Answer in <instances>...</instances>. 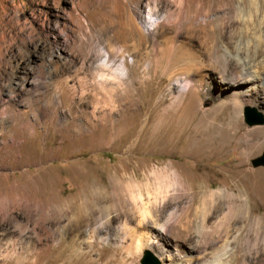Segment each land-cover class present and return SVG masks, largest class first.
Returning a JSON list of instances; mask_svg holds the SVG:
<instances>
[{"label": "rangeland", "instance_id": "obj_1", "mask_svg": "<svg viewBox=\"0 0 264 264\" xmlns=\"http://www.w3.org/2000/svg\"><path fill=\"white\" fill-rule=\"evenodd\" d=\"M245 4L0 0V264H140L145 249L159 264H184L178 248L201 250V234L217 237L220 223L237 220L220 200L209 213L208 186L247 185L252 216H264V34L247 20ZM128 13L146 35L136 76L128 78V67L116 72L132 82L129 99L124 84L102 83L94 70L110 46L114 62L133 66L132 55L121 59L118 38ZM182 46L194 54H182ZM213 47L227 58L224 75L235 74L227 83ZM167 51L200 60L209 73L207 83L192 74L198 95L188 111L177 100L185 92L166 72ZM238 87L244 94L234 96ZM220 98L229 105L220 107ZM244 106L263 122L247 124ZM137 190L146 203L158 192L145 220L128 197ZM234 231L227 228V236ZM178 232L187 240L176 249Z\"/></svg>", "mask_w": 264, "mask_h": 264}, {"label": "bare ground", "instance_id": "obj_2", "mask_svg": "<svg viewBox=\"0 0 264 264\" xmlns=\"http://www.w3.org/2000/svg\"><path fill=\"white\" fill-rule=\"evenodd\" d=\"M239 3H240V0H239ZM247 5L251 9V12H249V16H248L247 20L251 21L252 26L254 28H257L258 31L262 33V35L261 34L260 35L263 37V34H264V0H248V4H245V6H247ZM150 7L152 8V6H150ZM153 7L156 8V4H154ZM234 9L236 10V13H240L242 11L240 4H236L234 6ZM243 11H244V9H243ZM164 19H167V18L165 17ZM164 19L162 21L156 20V21L152 22L151 25L152 26L153 25H155V26L156 25H162L164 22ZM243 20H245V19H243ZM119 24L123 28L122 32H120L118 34V38L121 39L120 41H123L122 42L123 47L122 46L120 47V57L122 59V58H124V55H126V54H128L129 56L132 55V58L134 59L133 66H127L128 64L126 62H123L122 60L119 61L118 63L114 62L110 58V55L113 54L112 52H114L115 48L113 46H110L109 49L105 50V51L109 52L110 54H108L106 52L105 57L103 59H101L99 62H97L98 64L95 65L94 70L96 71L97 77L100 78L102 83L107 84V82H110L109 85H111L113 87H116L117 85L122 86L124 84L123 87H124V90H126L125 93L129 99L130 97L133 98V96L135 94V93L131 92V87H132L131 83L132 82H128V79L126 80V82H125V80L123 81L122 80L123 78L120 75H118V73L116 74V72L118 71V72H120V74H122L123 70L126 69V67H128V69H129L128 78L131 77V79H133L136 76L135 65H137L140 62L142 63V60L144 58H146L145 53L142 52L141 47H140L142 44V41H144L146 35L144 33L142 34V31H141L139 25L137 24L136 19L132 16L131 13H128L126 18L124 20L120 21ZM259 40H261V38ZM261 42H262V40H261ZM168 49H170V48L168 47ZM180 51L182 54H186V55L187 54L188 55L194 54L192 51V48L187 47V46H182L180 48ZM212 54L214 55L213 61L218 65V68H219L218 73L220 74L221 78L227 80L226 81V83H227L228 80L232 79L235 76L234 72H232V71L229 73L228 77H226L224 75L225 74L224 72L227 71V65H226L224 60H227V58L225 59L224 55L218 54L217 47L212 48ZM19 56H20V54H18L16 57L18 58ZM165 56L167 58L165 69H166V72L168 74V77L170 79H173L176 82V84H179L181 92H185V95H183L182 97H179V94H180L179 93L177 100H179V99L183 100L184 101V107H185L184 111H188L190 109V107L192 106L194 94L195 95L197 94L195 88L193 87V84L191 83L193 81L192 74L193 73L198 74V78L196 79V81H199V83H200V81L207 83V80H208L207 78L210 77L209 73H207L203 70L204 64L200 60L195 61V62H190L187 59L179 58L178 56L174 55V53H171L170 51L169 52L167 51L165 53ZM261 60H262V58H261ZM192 61H194V60L192 59ZM263 63H264V60H263ZM244 67H243V69L246 70V68H244ZM255 79H256V76L254 75L249 80L255 81ZM243 89H244L243 87H238L236 90H234V92H232V94L234 96L242 95V94H244ZM138 90H137V92H138ZM219 95H221L220 92H219L218 96ZM229 97H230V94H229ZM222 99H221V104L219 105L220 107L229 105V104H227V102H225V100H222ZM225 99H227V98H225ZM241 100H242V98H241ZM241 100H240V102H241ZM222 108H225V107H222ZM213 110H218V108L214 107ZM215 131H216V129H215ZM219 133L221 135V132H219ZM243 138L245 139L244 143L246 142L248 144V145L245 144L246 146L251 147L255 144V139H248V138L246 139L245 137H243ZM157 143H158V141H157ZM173 145L176 146L175 142L173 143ZM181 179L177 178V182L181 181ZM177 185L179 186L180 184L177 183ZM180 187H183V186H180ZM248 189L249 188L247 187V185H244L243 187L238 186L237 191H235L233 189L230 190L227 187L215 189V188H211L208 186L206 198L208 201H210V204H211V205H209V206H211L209 213L212 212V210L215 211L217 209V207H220V203L218 202L220 200V201H223L222 202L223 204L224 203L227 204L229 211H233V210L236 211V214L235 213L234 214H235V216H236L235 218H237V220H234V222H231V221L229 222V219L227 218L228 221H224V222L220 223L219 232L217 233V237H215L212 234H207V235L201 234L199 237L197 236L198 237L197 241L199 243L198 245L202 247L201 250L200 249L198 250L199 247L197 248V246L195 247V246H189V245H187V247H186L187 251L180 250L178 248V251L180 252L181 257L184 258V264H195V263L196 264H203L204 262L206 264H260V263H258L259 259L261 258V256L264 257V216H262V215L256 216V217L252 216V214H251V211H252L251 202H253V199H252V195L250 194ZM259 190H260V188H259ZM263 193H264L263 191H259L258 195H261ZM157 195H158V192H155L154 194H151L149 192L148 198H147L148 199L147 203L149 204V203L153 202V200L155 201V198ZM128 197H129L130 201L135 205V207L138 210V213L141 216L142 220H145L147 217L150 216L149 215V208H147L148 206H147V203L144 201L143 192H141V190L129 191ZM164 208H165V206L162 207V209H164ZM70 209H71V207H70ZM218 210H219V208H218ZM66 211H68V210H66ZM162 212H164V211H162ZM170 216H172V215H170ZM168 217H169V215H168ZM170 218L173 219L172 217H170ZM202 218H203V216H202ZM79 220H82V219H79ZM201 220L204 222L205 217ZM165 221H167V219ZM167 223H169V222H167ZM76 224H77V220H76V222L73 223V226H75ZM146 224L148 225V223H146ZM164 224L163 225L161 224L160 226H162L163 229L165 230V229H167L168 226L164 225ZM202 224L206 225V223H202ZM71 226H72V224H71ZM78 226H80V223ZM229 227H235V231H234V234L232 236H227V228H229ZM74 228H76V227H73V229ZM75 231H77V230H75ZM158 232L161 233V231H159V230H158ZM178 233H179L178 236L176 237V239H174V242H173L176 249H177L176 246H179L177 243H179V242L184 243L187 240V234H183L181 232H178ZM148 239H150V236ZM62 243H63V241H62ZM136 244L140 245L141 240L139 239ZM61 245L63 246L64 244H61ZM67 246L69 248V247H72L73 245L67 244ZM159 248L161 250H163V245H161ZM211 252L216 254V255H214L216 257L212 262H209L208 254Z\"/></svg>", "mask_w": 264, "mask_h": 264}, {"label": "water", "instance_id": "obj_3", "mask_svg": "<svg viewBox=\"0 0 264 264\" xmlns=\"http://www.w3.org/2000/svg\"><path fill=\"white\" fill-rule=\"evenodd\" d=\"M242 115L244 117V121L247 124H261L263 122L262 117L260 114L254 111L253 108H250L248 106H244L242 109ZM260 164L264 166V147L261 154V157L259 159ZM140 264H159V261L157 258H155L151 252L147 249H145L142 252V257L140 260Z\"/></svg>", "mask_w": 264, "mask_h": 264}]
</instances>
